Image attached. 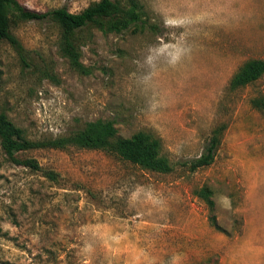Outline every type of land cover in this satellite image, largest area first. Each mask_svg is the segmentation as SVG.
Masks as SVG:
<instances>
[{
    "label": "rangeland",
    "instance_id": "1",
    "mask_svg": "<svg viewBox=\"0 0 264 264\" xmlns=\"http://www.w3.org/2000/svg\"><path fill=\"white\" fill-rule=\"evenodd\" d=\"M19 1L78 13L100 0ZM137 2L145 29L76 33L84 70L56 21L12 22L24 50L0 43V114L31 140L98 119L120 137L144 130L171 171L76 146L16 154L56 171L52 180L0 143V264H264V109L252 103L264 75L230 86L244 63L264 59V0ZM221 124L215 161L190 170Z\"/></svg>",
    "mask_w": 264,
    "mask_h": 264
},
{
    "label": "trees",
    "instance_id": "2",
    "mask_svg": "<svg viewBox=\"0 0 264 264\" xmlns=\"http://www.w3.org/2000/svg\"><path fill=\"white\" fill-rule=\"evenodd\" d=\"M131 5L126 7L121 0H100L74 13L66 7L48 11H37L27 8L19 0H0V43L7 41L19 53L24 46L20 39L12 33L11 24L17 20H43L56 21L63 30V50L72 65L84 70L81 52L76 44V33L89 26L95 25L104 32L122 33L135 27L134 30L145 29L148 22L143 20L137 10L140 6L137 0H130ZM151 28H154L151 26ZM22 60L26 61L24 55ZM264 75V59H251L242 65L231 80V89L253 83ZM256 108L264 109V97L252 100ZM227 124H221L213 130L203 153L188 163L189 169L194 171L211 165L216 159L222 136ZM0 143L6 155L14 162L28 166L34 170L43 171L50 179L58 180V173L52 169H45L35 158L21 159L16 156L18 152L34 147L67 148L76 146L86 149H101L116 154L143 168L169 172L172 166L168 158L162 154L161 140L151 133L141 130L131 137L118 136L115 122L112 120L98 119L88 122L82 129L68 135L47 139L31 140L24 131L16 126L4 114H0ZM203 195L210 207L214 201L210 198L209 190L203 188Z\"/></svg>",
    "mask_w": 264,
    "mask_h": 264
}]
</instances>
